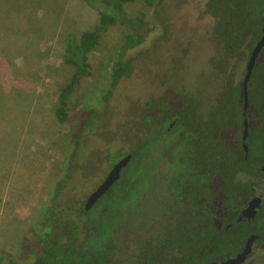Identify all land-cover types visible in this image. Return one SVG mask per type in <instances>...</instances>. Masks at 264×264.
<instances>
[{
	"label": "rangeland",
	"instance_id": "374dc122",
	"mask_svg": "<svg viewBox=\"0 0 264 264\" xmlns=\"http://www.w3.org/2000/svg\"><path fill=\"white\" fill-rule=\"evenodd\" d=\"M10 1L0 13V252L28 264L54 197L52 184L66 171L64 159L73 182L66 194L83 198L115 162L111 155L143 136L149 101L174 99L187 89L201 100L196 122L213 118L221 82L212 61L219 52L199 16V0H98L104 7L91 6L94 0ZM4 6L0 0V10ZM103 11L116 21L98 29L84 72L62 96L77 72L71 46L99 26ZM119 53L133 71L104 98ZM244 64H237L236 78ZM89 108L99 115L86 125ZM75 138L77 152L66 161Z\"/></svg>",
	"mask_w": 264,
	"mask_h": 264
},
{
	"label": "trees",
	"instance_id": "16d2710c",
	"mask_svg": "<svg viewBox=\"0 0 264 264\" xmlns=\"http://www.w3.org/2000/svg\"><path fill=\"white\" fill-rule=\"evenodd\" d=\"M92 2L96 7L107 4ZM7 5L10 0H5L0 13ZM117 5L120 11V3ZM263 8L264 0H205L199 16L207 14L213 20L219 52L214 58L215 73L223 86L214 117L193 126L197 114L190 111L198 101L188 97L187 89L181 91L178 105L158 103V118L144 116L141 120L142 130L144 126L149 134L132 148L119 178L88 209L78 195L66 194L70 173L64 159L66 171L52 184L54 197L45 205L44 222L28 264H201L224 251L223 244L216 241L212 250L205 245L206 239L223 236L215 233L214 220L227 219L208 205H226L235 220L239 209L258 191L263 193L261 207L251 219L252 225L245 228L264 236V45L248 81V102L258 109L260 122L255 121L249 130L246 153L239 139L235 140L242 119V79L236 78V67L262 34ZM113 15L101 12L99 26L83 32L79 43L71 46L70 56L78 54L70 59L77 72L62 96L78 80V72H84V54L96 46L98 29L116 21ZM136 38L139 42L140 37ZM122 55L112 64L104 98L120 77L133 71L131 60H123ZM57 113L65 116L64 107ZM98 115L97 109L89 108L83 124H90ZM172 118L175 123L166 129ZM77 145L75 138L66 161L76 154ZM122 155L113 153L111 162ZM60 195H65L64 200H58ZM0 264L20 263L0 252Z\"/></svg>",
	"mask_w": 264,
	"mask_h": 264
},
{
	"label": "flooded vegetation",
	"instance_id": "af4514ba",
	"mask_svg": "<svg viewBox=\"0 0 264 264\" xmlns=\"http://www.w3.org/2000/svg\"><path fill=\"white\" fill-rule=\"evenodd\" d=\"M199 1H200V4L202 5L200 8L201 12L198 11V13L200 15V14H203V4H204L205 0H199ZM205 16H207V17H205ZM167 18L168 17H166L165 19H167ZM202 18L207 20V23H206L207 28L211 32V40L213 41V46L216 47V43H215L214 37H213L214 36L213 20H212L211 16L207 15V14L202 16ZM210 18H211V20H210ZM166 28L167 27H163V30H165ZM253 47L251 48V50L253 49ZM251 50H250V52L246 58L239 61V63L245 62L244 72H243L242 76L239 77V79L240 78L242 79L241 85H242V81H243V77H244V73H245V69H246V63H247V60L250 56ZM258 57H259V55H258ZM258 57H257V59H258ZM257 59H256V61H257ZM256 61H255V63H256ZM212 63H213V70H214V72H216L217 70H216L215 62L212 61ZM218 78H219V80L221 82V86H222L221 78L219 76H218ZM248 81H249V79H248ZM171 85H173V84H170V86ZM221 86H220L219 90L221 89ZM222 88H223V86H222ZM219 90L217 91V99H219ZM180 95L181 94H179V96L177 98H174V99H172V98L158 99V101L153 102V103L151 101H149L147 104V106H148L146 109L147 111H145L144 116H149L152 119L158 118L157 114L160 111V109L158 107V103L165 101L170 106L171 105H178V103H180V101H179ZM241 95H242V98H241L242 119H241V125L239 126L240 130L238 132V137L235 140L238 141V139H239V143H240L242 149L244 150V152L246 153L248 151V144H247L246 139H247L249 130L255 121L260 122V113H259L257 108H254V107L252 108L248 102V82H247V105H246V107L244 105L243 89H242ZM188 97L194 98V97H191L190 95H188ZM194 99L198 101V105H199L201 102L200 98H194ZM217 99H216V103H215L216 107H217ZM151 107H153L154 109L151 110ZM193 112H195V114H197L196 117L198 119L199 115H198L197 111H194V110L190 111V113H193ZM144 116H142V117H144ZM210 119H212V118H209L206 120L209 121ZM141 120H142V118H141ZM175 121H176V119L172 118L168 122L166 129H169L171 126H173ZM244 122L246 123V126H247L245 133H244V128H245ZM195 124H196V119H195V123L193 124V126H195ZM146 133L149 134L143 126V130H142L143 136ZM138 142L139 141L135 142L127 150H120L119 152H116V153H120V154L123 153V155L121 157H119L117 160H115V162H117L119 159H121L126 154H130V158H131L132 153L130 151L132 150V148H134L138 144ZM112 165L111 164L108 165V171L103 175L102 178H100V180L95 184V186L92 189L85 190L83 193L80 194L83 196L82 202L84 204H85L86 199L89 196V194L104 180V178L108 174L109 170L111 169ZM261 169H264V166H261ZM70 177H71V173H70ZM70 177L68 178V180H69L68 186L72 185L70 183H73V182H71ZM254 197H260L259 206L255 208V213L253 216L247 217L246 215L242 214V211L248 206L250 200ZM262 200H263V193L262 192L258 191L256 194L252 195L246 201V203L239 209L238 215L236 216L235 220L231 219L232 216L228 214V207L226 205L216 204L215 208L212 204L208 205V206H210V209L212 211L215 209V211L218 215H220V216L225 215L227 217V219L226 220H214L213 223L216 227L215 233L221 232L223 234V236L216 238L214 240H212V238H209V240L206 239L205 245L208 246L207 248L209 250H212L214 245L212 247H211V245L213 242L216 241L217 243L223 244V250L224 251L221 254V256L207 259L206 261H204L201 264H214V263H221V262L229 261L230 259L236 258L238 255L242 254L243 252H245L243 258L240 261L235 262V264H264V236H261V234H260L261 232L258 233V232L248 231L245 228L247 225H252L251 219L257 214L259 208L261 207ZM206 233L208 234V231H206ZM213 233H214V231L212 228V230H210V234L213 236L214 235ZM247 244L249 245L248 249H247ZM202 248H205V247H202Z\"/></svg>",
	"mask_w": 264,
	"mask_h": 264
},
{
	"label": "water",
	"instance_id": "95a60500",
	"mask_svg": "<svg viewBox=\"0 0 264 264\" xmlns=\"http://www.w3.org/2000/svg\"><path fill=\"white\" fill-rule=\"evenodd\" d=\"M264 45V8L262 14V34L260 38L257 40L256 44L254 45L253 49L251 50L250 56L246 63V69L242 81V89H243V97H244V105H247V82L251 75L252 68L255 64V61L261 53V49ZM245 128L244 133L246 132V123L244 122ZM130 159V154H126L117 162H115L111 169L109 170L108 174L104 178V180L89 194L84 204L85 209L90 208L93 203L110 187V185L119 178L121 169L127 164ZM260 197H254L250 200L248 206L242 211L243 215L247 217H251L255 213V208L259 206ZM249 245L247 244V249ZM242 254L238 255L236 258L230 259L229 261L221 262V263H214V264H235V262L240 261L243 256Z\"/></svg>",
	"mask_w": 264,
	"mask_h": 264
}]
</instances>
